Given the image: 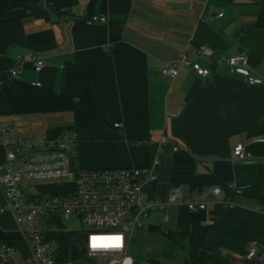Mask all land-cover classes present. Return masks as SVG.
I'll list each match as a JSON object with an SVG mask.
<instances>
[{"label": "crops", "instance_id": "obj_1", "mask_svg": "<svg viewBox=\"0 0 264 264\" xmlns=\"http://www.w3.org/2000/svg\"><path fill=\"white\" fill-rule=\"evenodd\" d=\"M29 2L41 10L30 12ZM91 14L107 20L92 22ZM201 45L213 51L211 59L196 58L207 76L189 67L174 78L161 73ZM234 53L247 55L253 73L264 75V0H0V123L32 138L72 124L66 112L11 113L2 85L12 68L20 80L73 99L88 87L100 125L75 130L74 165L152 166L156 180L144 184L146 196L164 197L177 186L212 203L196 211L171 204L155 210L160 221L149 225L192 232L217 256L214 264H235L254 239L255 259L264 264V82L247 84L228 73L223 59ZM17 54L39 56L45 65L36 72L29 62L15 63ZM237 142L249 157L232 154ZM3 158L0 145V164ZM212 186L235 204L216 200ZM0 240L14 244L20 261L26 255L8 211L0 212Z\"/></svg>", "mask_w": 264, "mask_h": 264}, {"label": "built area", "instance_id": "obj_2", "mask_svg": "<svg viewBox=\"0 0 264 264\" xmlns=\"http://www.w3.org/2000/svg\"><path fill=\"white\" fill-rule=\"evenodd\" d=\"M220 16L221 14H217ZM92 22H106L103 14H91ZM213 51L198 46L194 56L183 53L169 65L161 68V73L174 78L180 68H192L198 75L207 76L209 68L202 66L196 58L211 59ZM15 63L29 62L38 72L45 60L33 54H17ZM223 63L227 72L239 74L247 84L264 82V75H255L247 55L234 53L226 56ZM9 78L18 79L19 71L12 68ZM40 86V82H34ZM120 127L119 122L113 124ZM77 135L72 129H62L49 134L47 130L36 138L23 135L17 126L0 123V145L4 148V158L0 164V190L3 204L0 212L13 215L21 238L27 245V253L20 262L14 261V244L0 240V264H133L128 253L134 230L145 226L143 219L152 211L163 210L171 204H182L188 210H207L212 202L198 195L185 196L177 186H171L164 197H148L143 192L144 184L156 180L152 166H126L104 168H78L73 163L76 153ZM237 158H246L250 153L242 142L232 148ZM31 180H64L72 183L67 192H30L26 184ZM239 194L240 189L234 188ZM208 193L225 206L235 203L222 197L220 188L212 186ZM75 217L86 227L76 234L78 247L83 258L78 260L58 259L57 247L47 233L57 228L51 221L68 220ZM119 237V243L96 244L92 238ZM257 241L250 240L243 255L235 256V264L258 263L255 259Z\"/></svg>", "mask_w": 264, "mask_h": 264}, {"label": "trees", "instance_id": "obj_3", "mask_svg": "<svg viewBox=\"0 0 264 264\" xmlns=\"http://www.w3.org/2000/svg\"><path fill=\"white\" fill-rule=\"evenodd\" d=\"M58 10L55 9V11ZM2 87L9 104V110L13 114L32 115L63 112L71 114V125L50 127L47 129L49 134L59 132L62 129L78 130L100 125L96 119L94 101L88 87L85 88L81 96L77 99H73L47 86L41 84L40 86H36L30 82L22 81L19 78H8ZM50 223L57 230L47 233V238L53 240L56 244L58 259L75 260L81 257L83 258V252L77 244L79 240L76 234L65 230L59 221H51ZM147 230L148 232L159 233L157 237L164 239V245H167V250L163 252V260H166L168 257H176L179 254L182 255V260H174V264H189L191 260L200 264H214L218 259L200 241L195 239L192 232H164L158 226L153 225H148ZM132 258L134 260L133 264H138L136 258ZM143 264L163 263L159 259L151 256L147 257Z\"/></svg>", "mask_w": 264, "mask_h": 264}, {"label": "rangeland", "instance_id": "obj_4", "mask_svg": "<svg viewBox=\"0 0 264 264\" xmlns=\"http://www.w3.org/2000/svg\"><path fill=\"white\" fill-rule=\"evenodd\" d=\"M27 188L30 192L50 194L70 191L72 189V183L64 180H31L27 182L26 189ZM160 217V213H157L156 211L153 213L151 212L143 219L145 226L141 229L134 230L132 234V240L128 248V253L131 257L136 258L138 264H143L147 257L151 256L159 259L163 264H174V260H182L181 254L176 257H168L166 260H163V252L167 250V245H164V239L157 237L159 233L148 232V225L150 223H156V221L159 223ZM59 222L65 230L72 234L82 233L86 229V227L75 217H70L68 220H61ZM163 228L164 227L161 224L160 230L163 231ZM14 261L20 262V260L16 257H14Z\"/></svg>", "mask_w": 264, "mask_h": 264}, {"label": "clouds", "instance_id": "obj_5", "mask_svg": "<svg viewBox=\"0 0 264 264\" xmlns=\"http://www.w3.org/2000/svg\"><path fill=\"white\" fill-rule=\"evenodd\" d=\"M92 243L95 246L96 244H109V243H119V240L112 238H92Z\"/></svg>", "mask_w": 264, "mask_h": 264}, {"label": "water", "instance_id": "obj_6", "mask_svg": "<svg viewBox=\"0 0 264 264\" xmlns=\"http://www.w3.org/2000/svg\"><path fill=\"white\" fill-rule=\"evenodd\" d=\"M27 8L32 13H37L41 10V7L37 3H33V2L27 3Z\"/></svg>", "mask_w": 264, "mask_h": 264}, {"label": "snow or ice", "instance_id": "obj_7", "mask_svg": "<svg viewBox=\"0 0 264 264\" xmlns=\"http://www.w3.org/2000/svg\"><path fill=\"white\" fill-rule=\"evenodd\" d=\"M109 238H112V239H117V240H119V239H120L119 237H109Z\"/></svg>", "mask_w": 264, "mask_h": 264}]
</instances>
